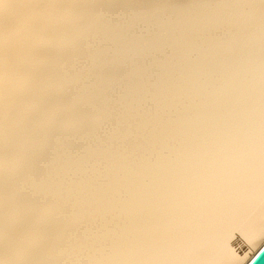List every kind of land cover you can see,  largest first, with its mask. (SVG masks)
I'll return each instance as SVG.
<instances>
[{
	"label": "bare ground",
	"instance_id": "obj_1",
	"mask_svg": "<svg viewBox=\"0 0 264 264\" xmlns=\"http://www.w3.org/2000/svg\"><path fill=\"white\" fill-rule=\"evenodd\" d=\"M263 244L264 0H0V264Z\"/></svg>",
	"mask_w": 264,
	"mask_h": 264
},
{
	"label": "water",
	"instance_id": "obj_2",
	"mask_svg": "<svg viewBox=\"0 0 264 264\" xmlns=\"http://www.w3.org/2000/svg\"><path fill=\"white\" fill-rule=\"evenodd\" d=\"M247 264H264V244L255 253V255L247 262Z\"/></svg>",
	"mask_w": 264,
	"mask_h": 264
},
{
	"label": "rangeland",
	"instance_id": "obj_3",
	"mask_svg": "<svg viewBox=\"0 0 264 264\" xmlns=\"http://www.w3.org/2000/svg\"><path fill=\"white\" fill-rule=\"evenodd\" d=\"M130 66H131L130 63H126V64L124 65L125 68H128V67H130Z\"/></svg>",
	"mask_w": 264,
	"mask_h": 264
}]
</instances>
